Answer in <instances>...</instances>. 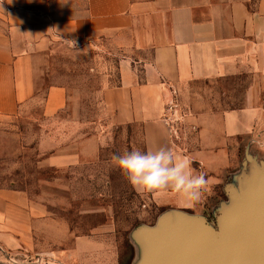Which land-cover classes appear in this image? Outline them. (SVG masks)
Returning a JSON list of instances; mask_svg holds the SVG:
<instances>
[{"label": "crops", "instance_id": "0c3cea01", "mask_svg": "<svg viewBox=\"0 0 264 264\" xmlns=\"http://www.w3.org/2000/svg\"><path fill=\"white\" fill-rule=\"evenodd\" d=\"M101 38L124 54L118 83L103 89L105 110L136 126L141 152L187 156L210 181L191 207L171 190L133 189L162 214L180 211L219 233L251 162L264 168V0H0V124L39 99L46 116L63 110L67 89L50 82L52 46ZM64 157L69 148L56 164ZM43 208L25 190L0 187V264L42 251ZM144 248L133 264L150 261ZM57 254L81 264L70 250Z\"/></svg>", "mask_w": 264, "mask_h": 264}, {"label": "rangeland", "instance_id": "374dc122", "mask_svg": "<svg viewBox=\"0 0 264 264\" xmlns=\"http://www.w3.org/2000/svg\"><path fill=\"white\" fill-rule=\"evenodd\" d=\"M50 52V82L66 87V107L46 116L39 99L0 124V187L25 190L45 207L37 253L53 264H63L60 250L79 254L81 264L142 261V232L164 215L133 189L115 159L139 150L136 126L117 124L102 95L118 83L124 54L107 38L60 40ZM65 148L71 158L56 164Z\"/></svg>", "mask_w": 264, "mask_h": 264}, {"label": "water", "instance_id": "95a60500", "mask_svg": "<svg viewBox=\"0 0 264 264\" xmlns=\"http://www.w3.org/2000/svg\"><path fill=\"white\" fill-rule=\"evenodd\" d=\"M251 165L253 179L242 177L219 233L180 211L163 214L160 223L145 228L147 264H264V168Z\"/></svg>", "mask_w": 264, "mask_h": 264}, {"label": "clouds", "instance_id": "9594fccd", "mask_svg": "<svg viewBox=\"0 0 264 264\" xmlns=\"http://www.w3.org/2000/svg\"><path fill=\"white\" fill-rule=\"evenodd\" d=\"M118 167L138 192H162L171 190L187 206L202 202L209 191L210 181L204 172H195L193 161L187 156L160 148L155 152L133 149L115 157Z\"/></svg>", "mask_w": 264, "mask_h": 264}, {"label": "built area", "instance_id": "2783aa9c", "mask_svg": "<svg viewBox=\"0 0 264 264\" xmlns=\"http://www.w3.org/2000/svg\"><path fill=\"white\" fill-rule=\"evenodd\" d=\"M7 260L10 264H53L51 258L40 255L37 253L35 256L29 257L27 253L18 252L8 254Z\"/></svg>", "mask_w": 264, "mask_h": 264}]
</instances>
